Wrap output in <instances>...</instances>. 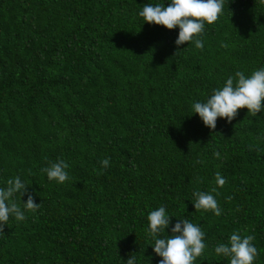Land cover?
<instances>
[{"label": "trees", "instance_id": "obj_1", "mask_svg": "<svg viewBox=\"0 0 264 264\" xmlns=\"http://www.w3.org/2000/svg\"><path fill=\"white\" fill-rule=\"evenodd\" d=\"M169 2L0 0V188L20 177L40 203L9 218L0 264H159L147 216L162 206L171 222L158 238L184 219L205 233L194 264H229L214 248L233 232L255 237L264 264V108L210 130L191 107L264 67V5L225 0L197 49L138 15ZM58 159L64 184L41 171ZM196 191L221 215L196 211Z\"/></svg>", "mask_w": 264, "mask_h": 264}, {"label": "clouds", "instance_id": "obj_2", "mask_svg": "<svg viewBox=\"0 0 264 264\" xmlns=\"http://www.w3.org/2000/svg\"><path fill=\"white\" fill-rule=\"evenodd\" d=\"M264 5V0H260ZM225 0H170L167 7L163 3L145 4L138 15L149 25L163 27L166 30L179 29L175 45L189 42L194 43L197 49L203 48L200 38L205 25L216 22L224 10ZM226 47V45H223ZM264 101V67L253 71L249 76L237 71L234 76H229L222 88L213 90V93L204 102L192 104L193 114L198 115L203 125L210 130L216 128L218 118L226 119L231 123L238 115L239 109H247V115L256 116L262 111ZM219 159V152L214 153ZM109 159L100 161L102 168L109 166ZM197 163H203L198 160ZM69 165L62 159L51 162L41 171L46 174L49 181L64 184L69 180L66 169ZM215 182L219 187L226 183L225 178L217 172ZM6 187L0 188V234L4 233L5 226L10 217L16 221L26 219V213H35L40 203L34 201L33 195L27 192L28 185L20 177L10 178ZM216 189L213 188L212 192ZM27 196L25 202L21 197ZM193 207L196 211H211L215 216H220V209L215 197L208 192L196 191L193 193ZM17 200L19 202H17ZM171 217L166 214L165 207L151 211L147 216V235L154 241L152 247L155 256L160 257L159 264H194L206 248L204 243L205 233L201 228L187 219L177 220L171 227V234L158 238L169 227ZM253 235H241L233 232L227 243H218L214 252L218 256L228 258L229 264H253L258 250L252 243ZM136 256L132 254L126 264H135Z\"/></svg>", "mask_w": 264, "mask_h": 264}]
</instances>
